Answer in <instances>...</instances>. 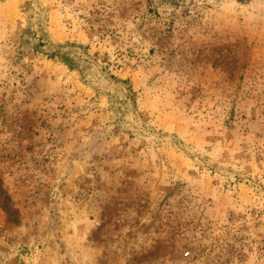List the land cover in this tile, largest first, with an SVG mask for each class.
Masks as SVG:
<instances>
[{"label": "rangeland", "instance_id": "rangeland-1", "mask_svg": "<svg viewBox=\"0 0 264 264\" xmlns=\"http://www.w3.org/2000/svg\"><path fill=\"white\" fill-rule=\"evenodd\" d=\"M0 264H264V0H0Z\"/></svg>", "mask_w": 264, "mask_h": 264}]
</instances>
